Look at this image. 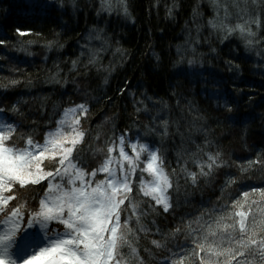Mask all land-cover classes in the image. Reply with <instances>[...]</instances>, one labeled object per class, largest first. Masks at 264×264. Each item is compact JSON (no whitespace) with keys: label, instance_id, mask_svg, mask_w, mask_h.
Masks as SVG:
<instances>
[{"label":"trees","instance_id":"trees-1","mask_svg":"<svg viewBox=\"0 0 264 264\" xmlns=\"http://www.w3.org/2000/svg\"><path fill=\"white\" fill-rule=\"evenodd\" d=\"M111 4L112 10L106 11L101 0H0V40L7 42L0 45V106L8 121L27 130L35 128V139L42 142L44 130L54 126L63 108L87 102L90 111L83 126L90 136L78 145L87 167L101 162L103 154L97 149L113 132L119 135L131 128L132 134L139 132L143 140L158 144L159 137L145 135L157 116L170 122L168 171L184 167L185 158L178 154L191 153L197 145L219 151L223 167L200 177L197 185L181 179L179 189L170 193L174 213H152L140 205L148 211L142 222L150 231L133 239L139 259L128 256L125 247V260L168 264L181 246L192 247L184 234L190 231L189 221L198 228V218L205 223L237 210L248 211L253 200L257 203L249 219L264 220V197L254 191L264 189V168L247 163L264 153V56L258 54L264 48L246 47L238 34L221 40L208 23L217 17L210 0H124L127 15L117 0ZM229 11L234 24L237 11ZM17 29L26 34L19 35ZM96 31L107 43L96 62L88 64L83 46ZM259 38L264 39V30ZM49 42L54 43L49 46ZM91 44L99 48L101 42ZM190 59L195 61L191 66ZM73 60H77L75 68ZM12 80L19 83L13 85ZM226 102L231 112L225 109ZM13 105L19 113L10 111ZM136 107L141 108L138 114ZM15 142L23 146L19 137ZM52 163L45 161L48 167ZM188 166L196 170L190 161ZM229 177L233 182L226 184ZM245 191L248 198L242 195ZM8 195L23 196L33 205L31 197L42 192L17 186ZM236 199L241 203L247 199L243 209L232 207ZM16 204L17 200L10 201L8 207ZM178 225L184 232L173 237L171 230ZM152 239L162 246L151 244ZM184 264H195L194 258Z\"/></svg>","mask_w":264,"mask_h":264},{"label":"snow or ice","instance_id":"snow-or-ice-1","mask_svg":"<svg viewBox=\"0 0 264 264\" xmlns=\"http://www.w3.org/2000/svg\"><path fill=\"white\" fill-rule=\"evenodd\" d=\"M117 2L123 5L127 15L124 0ZM213 3L217 17L208 23L221 40L238 34L246 47L264 48V39L259 38L264 30V0H243V4L236 0L232 5L238 9L234 24L229 19L232 15L229 8L225 6L224 17L220 19V5L217 0ZM101 4L102 10H112L111 0H101ZM17 33L26 34L20 29ZM87 41L83 46L87 49V63L94 64L107 41L100 31L90 33ZM92 41H100V47H93ZM6 43L0 40V45ZM53 43L49 42V46ZM258 54L264 56V52ZM187 63L191 66L195 61L190 59ZM76 65L77 60H73V68ZM10 83L15 85L19 81ZM224 107L232 111L230 103L226 102ZM10 111L19 113L20 110L13 105ZM89 111L87 102L63 108L54 126L44 130L42 142L35 139V128L24 129L14 120L0 121V214L7 217L4 223L8 225L0 233V264H127L125 247L129 249L128 256L138 260L133 239L138 240L139 233L150 231L142 222L148 211L174 213L176 205L170 193L179 189L181 179L185 184L197 185L200 177L210 176L215 169L224 166L219 151L213 153L197 145L191 153L178 154V158H185L184 167L168 171L166 143L170 122L157 116L153 118L157 123L148 128L145 135L151 133L159 137L158 144L143 140L139 132L132 134L131 128L119 135L113 132L111 138H106L105 146L97 149L103 154L101 162L87 167L81 162L83 149L78 145L90 136L83 126ZM144 111H148L147 104ZM4 112L5 108L0 106V113ZM135 112L140 113L141 108L136 107ZM17 137L23 140L22 147L17 146ZM94 139L98 141L99 134ZM45 161L53 162L51 167ZM189 161L196 170L189 169ZM247 163L264 168V153H258ZM57 178L59 182H55ZM231 182L229 177L226 184ZM17 186L24 190L30 188L32 192L39 190L42 195L31 197L35 201L33 205L23 196L18 199L15 195H5ZM254 191L264 197V189ZM242 195L248 198L250 193L245 191ZM13 200H17V204L9 208ZM245 203L247 199L244 203L236 199L232 207L243 209ZM256 203L253 200L248 204V211L237 210L227 217L220 215L212 222L202 223V218H198V228H192L189 221L190 231L184 234L192 247L181 246L180 251L173 252L168 264H184L192 258L195 264H264V220L258 222L254 216L249 219L252 205ZM141 204L148 211L142 209ZM35 225L39 226V231L34 230ZM59 226L62 231L58 230ZM29 230H32V238L17 256V237ZM182 232L184 229L178 225L170 234L175 237ZM42 241L47 243L41 246ZM151 244L157 248L162 246L156 239H152Z\"/></svg>","mask_w":264,"mask_h":264},{"label":"rangeland","instance_id":"rangeland-1","mask_svg":"<svg viewBox=\"0 0 264 264\" xmlns=\"http://www.w3.org/2000/svg\"><path fill=\"white\" fill-rule=\"evenodd\" d=\"M207 1V0H206ZM209 2V0H208ZM236 2V0H217V3H219L220 7L219 10H224L225 6H227L229 9H236L235 7H232V5ZM241 4H243V0H240ZM210 4H211V8L217 10L216 7H214V3L213 0H210ZM236 11H238V9H236ZM221 16L224 17V12H222ZM0 121H5L7 122L8 120L5 118V116L0 113ZM145 179H149L147 176H145ZM55 182H59L58 178ZM5 195H8V193H6ZM4 214H0V233H2L7 227L8 225L6 223H4V221L7 219L6 216L3 217ZM10 215V214H9ZM24 227L26 228V223L24 225ZM34 230L35 231H39V226L35 225L34 226ZM58 230L62 231V226H59ZM32 230H29V232L26 233H21V236L18 235L17 239L19 240L18 246H17V252L16 255L20 256L23 253V249H24V245L27 241H29L32 238ZM47 241H42V245L46 244Z\"/></svg>","mask_w":264,"mask_h":264}]
</instances>
